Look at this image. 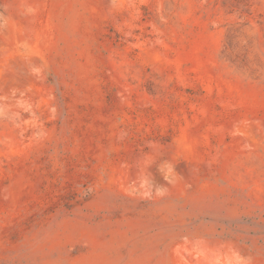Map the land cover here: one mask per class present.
Listing matches in <instances>:
<instances>
[{
  "label": "rangeland",
  "instance_id": "rangeland-1",
  "mask_svg": "<svg viewBox=\"0 0 264 264\" xmlns=\"http://www.w3.org/2000/svg\"><path fill=\"white\" fill-rule=\"evenodd\" d=\"M0 264H264V0H0Z\"/></svg>",
  "mask_w": 264,
  "mask_h": 264
}]
</instances>
